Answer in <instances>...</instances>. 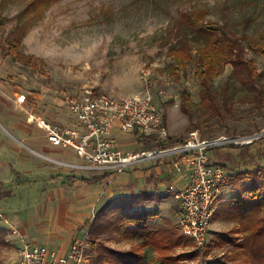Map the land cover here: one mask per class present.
Segmentation results:
<instances>
[{
  "label": "rangeland",
  "instance_id": "rangeland-1",
  "mask_svg": "<svg viewBox=\"0 0 264 264\" xmlns=\"http://www.w3.org/2000/svg\"><path fill=\"white\" fill-rule=\"evenodd\" d=\"M34 1L0 0V16L6 20L0 25V95L12 106L28 112L36 103L40 107L59 110L74 121L65 101L68 97L131 96L150 87L156 103L165 109L172 145L185 141L195 130L208 139L264 132V57L253 49L264 41V0H49L42 19L33 21L31 13L24 21L26 35L17 51L32 58L30 65L10 53L9 38L12 39L11 32L18 26L17 17ZM194 9H206L208 22L219 23L227 31L239 35L245 32L252 38L245 42V47L247 58L260 74V91L236 82L231 77L232 67L228 66L213 82L214 89L220 94L223 118L201 110L196 62L190 63L186 73H181L178 79L171 72L175 61L169 51L181 38L177 19L181 12ZM184 92L190 96L192 115L183 111ZM0 122L9 133L0 127L1 136L12 144L20 136L1 117ZM135 147L134 144L127 149ZM155 147L151 142L139 145L138 149ZM249 148L216 151L217 156L221 152L224 156L223 166L233 172V176L242 174V180L231 179L223 187L228 188L222 193V205L216 200L209 242L216 234L239 228L238 223L230 220L225 204L249 181L247 174L264 165V137ZM77 161L78 157L72 160ZM15 164L19 169V163ZM3 191L0 188V194ZM19 192L23 193V190ZM2 200L7 201L0 197ZM3 204L0 203V209ZM161 208L183 235L179 227V201L167 198ZM119 239V235L108 234L98 242L115 249L129 247ZM193 245L178 248L175 253L195 251ZM229 249L226 245L216 250L207 247L191 262L204 264L219 259L222 252ZM98 254L99 243H93L87 264H93ZM0 264H3L1 253Z\"/></svg>",
  "mask_w": 264,
  "mask_h": 264
},
{
  "label": "trees",
  "instance_id": "trees-1",
  "mask_svg": "<svg viewBox=\"0 0 264 264\" xmlns=\"http://www.w3.org/2000/svg\"><path fill=\"white\" fill-rule=\"evenodd\" d=\"M48 3L49 0L32 2L17 17L18 26L11 32L12 39L9 38L10 53L30 65L32 58L17 51L26 35L24 21L26 15L31 13L33 21L42 19ZM208 13L206 9L185 10L180 13L177 30L181 38L179 44L169 51V56L175 61L171 72L178 79L181 73H186L190 63L196 62L201 110L223 118L220 94L213 87L214 80L231 66V77L236 82L258 92L260 74L255 64L247 58L245 42L252 38L245 32L239 35L227 31L219 23L208 22L206 20ZM3 21L6 20L0 16V25L4 23ZM253 49L264 57V41L259 46H253ZM261 101L263 102V99ZM182 108L186 114H193L187 92L182 93ZM241 175L232 176V179L242 180ZM247 177L249 181L225 204L229 217L239 224V228L228 233L216 234V238L208 244L209 248L215 250L225 245L230 249L223 251L221 258L204 264H264V165L247 174ZM153 198L147 193L136 196L123 195L106 200L97 208L94 221L90 225L91 239L94 245L99 243V254L94 264L192 263L191 261L200 253L196 251L175 253L178 248L193 243L180 235L170 220L162 219L158 222V218L161 219L158 208L134 209L153 201ZM108 234L119 235V240L129 241L131 247L124 250L115 249L104 242H98V239Z\"/></svg>",
  "mask_w": 264,
  "mask_h": 264
},
{
  "label": "crops",
  "instance_id": "crops-1",
  "mask_svg": "<svg viewBox=\"0 0 264 264\" xmlns=\"http://www.w3.org/2000/svg\"><path fill=\"white\" fill-rule=\"evenodd\" d=\"M4 99L0 95V117L20 137L13 140L14 142L10 141V144L0 134V188L4 190L0 197L7 199L0 201L1 204L4 203L0 209V253L3 264H17L19 249L24 242L48 246L62 255L66 254L73 240L89 229L99 204L118 196L147 193L154 197L153 201L134 209L158 208L161 217L158 222L162 219L172 222L164 214L166 210L161 208V204L167 198H174L169 190L171 186L183 187L188 180L185 173L175 171L173 159L137 166L119 177L71 172L43 156L72 162L77 157L75 152L50 143L46 131L36 123H28L27 119L32 114L71 128L77 127L75 120L59 110L40 107L36 103L29 107L30 111L25 112ZM0 127L4 128L1 122ZM4 130L8 133V129ZM113 135L125 151L138 150L139 145L153 143L140 133L123 135L118 128L113 131ZM134 144L135 149H127ZM214 153L210 154L211 162L223 166L225 159L222 152L218 156L216 151ZM15 162L19 163L21 169H18ZM231 173L233 176V172ZM21 189L23 193L19 192ZM224 189H221L219 198L217 197L219 205L224 201ZM235 196L231 195L230 199ZM224 215L227 217L226 213ZM13 230H17L18 234L14 235ZM125 242L129 245L126 249H129L131 243ZM87 261L88 255L84 264Z\"/></svg>",
  "mask_w": 264,
  "mask_h": 264
},
{
  "label": "built area",
  "instance_id": "built-area-1",
  "mask_svg": "<svg viewBox=\"0 0 264 264\" xmlns=\"http://www.w3.org/2000/svg\"><path fill=\"white\" fill-rule=\"evenodd\" d=\"M65 101L75 118L76 128L48 122L32 114L27 122L44 129L53 145L73 150L78 161L43 157L71 172L117 177L137 166L173 159L175 171L185 173L188 178L185 186L169 188L180 203L179 227L194 244L195 251L203 253L209 244V228L217 196L232 179L227 168L211 162V152L252 146L264 137V132L208 139L195 130L185 141L172 145L165 109L156 103L150 87L131 96L87 95L68 97ZM116 128L123 135L140 133L151 139L156 147L125 151L113 135ZM13 234L17 235L18 231L13 230ZM92 245L90 227L73 240L64 255L48 246L24 242L19 249L17 264H84Z\"/></svg>",
  "mask_w": 264,
  "mask_h": 264
}]
</instances>
